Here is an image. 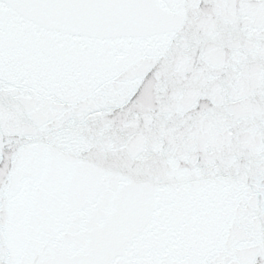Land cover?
<instances>
[{
	"label": "snow or ice",
	"instance_id": "6c2138e0",
	"mask_svg": "<svg viewBox=\"0 0 264 264\" xmlns=\"http://www.w3.org/2000/svg\"><path fill=\"white\" fill-rule=\"evenodd\" d=\"M0 264H264V0H0Z\"/></svg>",
	"mask_w": 264,
	"mask_h": 264
}]
</instances>
